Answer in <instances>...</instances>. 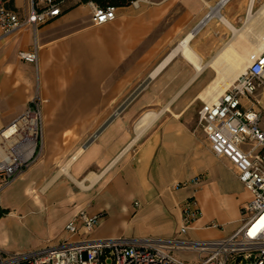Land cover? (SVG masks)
Here are the masks:
<instances>
[{
	"label": "crops",
	"instance_id": "obj_1",
	"mask_svg": "<svg viewBox=\"0 0 264 264\" xmlns=\"http://www.w3.org/2000/svg\"><path fill=\"white\" fill-rule=\"evenodd\" d=\"M211 1L166 0L137 10L120 5L116 19L101 26L90 24L85 6L69 3L59 17L34 32L22 28L6 37L0 33V130L35 96L40 102L50 101L41 108L42 130L92 128L94 135L103 128L72 166V178L84 176L79 182L87 193L62 224L67 240L70 235L64 227L81 209L101 215L91 235L96 240L170 237L180 225L179 204L192 195L201 217L188 232L190 239H223L239 226V209L250 195L230 164L212 154L196 123L197 103L201 106L196 97L208 79L206 69L193 80V70L192 76L179 74L181 87L162 90L160 86L175 77L169 73L172 60L155 88L142 89L120 112L114 106L118 98L131 97L143 75L201 22ZM8 6L20 16L27 13L26 0H9ZM234 8L233 4L222 13L232 26ZM78 11L86 17L81 22ZM210 23L201 26L192 40L202 64L228 43L215 31L203 34L205 27L213 28ZM33 40L38 48L36 67L17 57ZM62 97L68 100L60 103ZM147 111L157 117L140 130L137 123ZM262 116L264 128V109ZM90 173L99 176L92 184L85 180ZM199 175L203 181L195 193L191 186H179ZM15 204L16 209L23 206L22 201ZM14 219L8 212L0 217V236H5L4 222ZM46 236L50 239L51 233Z\"/></svg>",
	"mask_w": 264,
	"mask_h": 264
},
{
	"label": "built area",
	"instance_id": "obj_2",
	"mask_svg": "<svg viewBox=\"0 0 264 264\" xmlns=\"http://www.w3.org/2000/svg\"><path fill=\"white\" fill-rule=\"evenodd\" d=\"M166 0H27L28 9L20 16L9 0H0L1 37L16 30L37 28L59 17L72 3L85 6L90 24L113 22L118 6L140 9ZM20 61L37 66L35 40ZM264 95V50L247 71L231 83L218 98L201 102L196 112L197 127L216 158L225 159L250 198L239 209V226L226 238L192 240L188 232L201 217L192 195L179 204L178 231L167 238L91 237L101 215L79 210L65 225L70 239L26 252L0 253V264H264V128L262 112L255 106ZM42 113L34 97L25 111L0 130V196L15 178L28 168L42 144ZM203 181L199 175L179 186L193 192ZM134 207L138 208L137 202ZM209 227H215L210 224ZM75 237L74 240L72 238ZM192 253L182 261L175 253Z\"/></svg>",
	"mask_w": 264,
	"mask_h": 264
},
{
	"label": "rangeland",
	"instance_id": "obj_3",
	"mask_svg": "<svg viewBox=\"0 0 264 264\" xmlns=\"http://www.w3.org/2000/svg\"><path fill=\"white\" fill-rule=\"evenodd\" d=\"M217 1L218 0H212L209 2L210 6L216 4ZM248 2L249 0H233L230 4L221 9V14L225 10L231 8L234 4L235 20L233 27L240 29L244 25H248L252 29V32L255 33V31L257 32V30L264 28V22H260L257 19L248 22ZM263 4L264 0H254L252 9L253 17H256L257 11ZM148 7L149 6H143L140 9ZM76 17L78 22L86 19L82 11H78L76 13ZM210 24L213 28L208 30V27H205L203 34L206 33L207 35H213L215 31V33H220L222 38H226L227 42L233 39V33L226 29L224 25H221L217 19L211 20ZM247 41L250 43L255 42V38L251 35V33L247 35ZM194 43L195 41L191 42L192 48ZM175 46H172L171 49ZM172 66L171 72L169 73H176L175 77H171L166 84H162L160 86L162 90L172 87H181V85H183V81L176 78L179 74H182V76H192L191 67L188 66V64L185 63L179 55L173 59ZM154 68L155 66L151 68V72ZM149 74L143 75L141 80L135 84V88L131 91V94L145 80H147V76ZM164 74L165 73L163 72L158 73L149 81L142 91L148 90V86H153L155 88L158 80L161 79ZM205 75L208 76V79L205 82L206 85L212 79L213 73L209 69H206ZM129 97L130 96L118 98V101L114 103V106L119 108ZM42 99L43 101L40 102L37 97V104L39 107L45 108L50 105V101L47 98ZM258 99L259 105L255 106V108H259L263 114L264 98L261 100L260 98ZM65 100H68V98H60V103H64ZM128 104H130V102L127 103V105ZM198 108L199 103H197L196 110H198ZM148 109L152 110L154 107H150ZM95 131L96 130L92 128L57 130L44 126L42 130L43 140L41 149L37 150V153L28 165V168L20 173L0 196V210H5L8 212V216L13 215L15 217L14 220H7L4 222L2 229L4 230L5 236H0V253H6L7 251L26 252L48 244H56L67 240L68 236H65L62 231V227L68 218L75 212L76 206L79 205L80 201L84 198L87 192L86 189L81 188L77 184V181H81L84 176L78 178L77 180L74 178L69 179L60 173V169L66 164L75 151L79 147H82V145L90 138L91 135H93ZM74 163H72L69 167L71 177H73L72 166ZM31 190L36 192L34 196H38L40 199H45V203L42 207L40 206L38 210L28 209L30 207L28 205H30L34 197L30 194ZM25 194L27 195L26 197H24ZM19 201L20 203L21 201L22 203H27V206L19 204V207L16 209L15 203H19ZM41 212L43 213L42 216ZM48 233H51V236H49L50 239L46 236ZM72 240H74V238ZM174 255L182 261H191L195 258L192 253L177 252Z\"/></svg>",
	"mask_w": 264,
	"mask_h": 264
},
{
	"label": "bare ground",
	"instance_id": "obj_4",
	"mask_svg": "<svg viewBox=\"0 0 264 264\" xmlns=\"http://www.w3.org/2000/svg\"><path fill=\"white\" fill-rule=\"evenodd\" d=\"M232 1L233 0H218L216 4L209 6L208 12L201 20L203 21L201 26L207 24L213 19H217L228 28L231 33H233V39L221 48L208 62L202 64L200 58L191 47V42L199 32L201 26L198 28L195 27L186 33L168 56L157 65V67L150 73V78L153 79L159 72L165 69L177 55H179L194 72L191 80L197 77L205 69H209L213 73L212 79L196 97L197 100L207 103L216 100L231 83H233L240 75L244 74L249 68L251 62L264 50V28L257 30V32L254 30L255 33L252 32V29L248 25H244L240 29L234 28L221 14V9ZM253 5L254 0H249L247 7L248 22L255 19L264 22V4L257 11L256 17L252 16ZM250 33L255 38L254 43L247 41V35ZM156 117L157 114L153 111L145 112L138 121L137 128L142 130ZM82 152V147H79L66 164L61 167L60 173L62 175L69 179H73L69 173V167L79 158ZM98 178V175L90 173L85 177V180L92 184ZM77 184L81 188L86 189L81 182H77ZM30 194L34 196L36 192L31 190ZM26 196L27 195L25 194L24 197ZM32 200L33 201H31L30 205H28L31 207L28 208L29 210H38L39 207H42L45 203V199H40L38 196H34ZM24 205L26 206V203H23V206ZM42 215L43 213L41 212V216ZM9 218H13V215H9Z\"/></svg>",
	"mask_w": 264,
	"mask_h": 264
},
{
	"label": "water",
	"instance_id": "obj_5",
	"mask_svg": "<svg viewBox=\"0 0 264 264\" xmlns=\"http://www.w3.org/2000/svg\"><path fill=\"white\" fill-rule=\"evenodd\" d=\"M203 21H201L197 26L196 28L200 27L202 25ZM151 78L148 77L147 80H145L138 88L137 90L132 94L131 97H129L119 108H118V112H120L127 103L130 102V100H132L146 85L147 83L149 82ZM112 120V118L110 119V121ZM108 123V122H107ZM103 128L99 129L89 140H87V142L82 146V149H86V147L90 144V142L92 141L93 138H95L98 133H100L102 131Z\"/></svg>",
	"mask_w": 264,
	"mask_h": 264
},
{
	"label": "trees",
	"instance_id": "obj_6",
	"mask_svg": "<svg viewBox=\"0 0 264 264\" xmlns=\"http://www.w3.org/2000/svg\"><path fill=\"white\" fill-rule=\"evenodd\" d=\"M7 214V212L5 210H0V217Z\"/></svg>",
	"mask_w": 264,
	"mask_h": 264
}]
</instances>
